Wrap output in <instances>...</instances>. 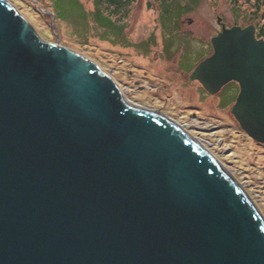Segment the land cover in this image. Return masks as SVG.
Returning <instances> with one entry per match:
<instances>
[{"label": "water", "instance_id": "obj_1", "mask_svg": "<svg viewBox=\"0 0 264 264\" xmlns=\"http://www.w3.org/2000/svg\"><path fill=\"white\" fill-rule=\"evenodd\" d=\"M211 44L190 78L238 82L231 113L264 143V39ZM0 264H264V223L180 128L0 0Z\"/></svg>", "mask_w": 264, "mask_h": 264}, {"label": "rangeland", "instance_id": "obj_2", "mask_svg": "<svg viewBox=\"0 0 264 264\" xmlns=\"http://www.w3.org/2000/svg\"><path fill=\"white\" fill-rule=\"evenodd\" d=\"M7 1L41 40L59 41L95 61L131 101L159 109L181 124L203 126L188 132L210 143L209 151L241 183L264 219V144L247 135L232 116L230 86L216 94L204 93L196 90V79L170 70L178 66L186 72L204 53L193 49L195 40L185 30L209 37L220 27L217 16L226 26L244 24L250 19L244 10L226 0H193L189 9L177 14L174 4L159 18L168 0H133L131 10L112 16L121 17L116 23H122V28L113 29L97 14L109 11L102 0ZM186 1L179 0V4Z\"/></svg>", "mask_w": 264, "mask_h": 264}, {"label": "flooded vegetation", "instance_id": "obj_3", "mask_svg": "<svg viewBox=\"0 0 264 264\" xmlns=\"http://www.w3.org/2000/svg\"><path fill=\"white\" fill-rule=\"evenodd\" d=\"M229 3H233L237 8H240L241 10L245 11V14L248 15L250 17V19L244 23V24H240L241 26H245L248 24H253L254 25V29H255V36L257 38H263L264 39V0H226ZM235 6H231V7H235ZM187 21H192V18L187 17L186 18ZM217 22L219 23V29L216 30V32L214 34H211L209 37H202V36H198V35H193L192 31L189 30H185V33L189 35V37H191L193 40H195L196 47L193 48L194 50H202L204 51V53L202 54V56L193 63L192 67L186 71L183 72L178 66H173L171 67L170 70H174L177 71L179 73V76L181 77L183 74L184 76L189 74L192 71V69L195 67V65L202 60L203 58L209 56L212 52H213V47L211 45V38L216 35L225 25L224 22H222L220 20V16H217ZM233 24H239V23H233ZM231 24V25H233ZM231 25H228L231 26ZM227 27V26H226ZM196 36V37H194ZM197 44H200L202 47L201 48H197ZM176 61V60H175ZM193 81V80H190ZM195 82H197L196 84V90L198 89V91H202L204 93H209L204 87L203 85L197 81L194 80ZM227 88L228 92L231 93V95H233V99H235L238 91H239V85L236 81H229L227 83H225L216 93L221 92L225 87H229ZM214 93V94H216ZM210 94V93H209Z\"/></svg>", "mask_w": 264, "mask_h": 264}, {"label": "bare ground", "instance_id": "obj_4", "mask_svg": "<svg viewBox=\"0 0 264 264\" xmlns=\"http://www.w3.org/2000/svg\"><path fill=\"white\" fill-rule=\"evenodd\" d=\"M110 75V73H108ZM112 77V75H110ZM113 78V77H112ZM113 80H115L113 78ZM123 98L129 102L130 104H133L135 106H138L142 109H145V110H148L150 112H153V113H156L160 116H162L163 118L167 119L168 121H170L171 123L175 124L178 128H180L198 147H200L204 153L209 156L212 160H214L215 163H217L219 165V167L225 172V174H227L228 177H230V179L240 188V190L246 195V192L245 190L242 188V185L241 183L236 179V177L232 174V172L226 168L222 162L219 161V159L211 152L209 151V148L207 146L210 145V143L206 140H201L199 137L197 136H193L192 134H190L188 132L189 128H194L195 126L198 127V128H204L203 126H198L196 124H194V122H191L189 124L187 123H184V124H181L180 122H177L175 121L172 117H170L169 115H167L166 113H163L161 112L159 109H155V108H151V107H146V106H142L141 104L137 103V102H134V101H131L132 99H129L125 92H123L120 88H119ZM203 142V143H202ZM258 213H260L258 210H257ZM260 215V214H259ZM261 217V215H260ZM263 223H264V219L261 217Z\"/></svg>", "mask_w": 264, "mask_h": 264}, {"label": "trees", "instance_id": "obj_5", "mask_svg": "<svg viewBox=\"0 0 264 264\" xmlns=\"http://www.w3.org/2000/svg\"><path fill=\"white\" fill-rule=\"evenodd\" d=\"M132 1L133 0H102V3L105 4V7H109V11H108V13H104L103 10H101L100 12H97V14H100L103 16V18L105 19V24H107V26L113 27V29H120V28H122V25H121L122 23L121 22L116 23V21H120L121 17H118V19H115V18H112V16H116L123 9L128 10V11H129V9L131 10V7H132L131 2ZM168 1H169V5H164L162 7L161 12H160L162 15L160 16V14H159V18L163 17L164 14L167 15L169 9L174 4H176L178 6V11L176 12L177 14L181 13L184 9H189L188 7L192 6V4H194L193 0H187L185 3H183L181 5L179 4V0H168ZM150 2H151V4L153 3L152 1H150ZM130 4H131V7H130ZM117 31H119V30H117Z\"/></svg>", "mask_w": 264, "mask_h": 264}]
</instances>
